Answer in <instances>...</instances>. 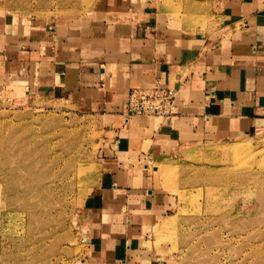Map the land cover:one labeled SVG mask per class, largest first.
<instances>
[{"label": "crops", "instance_id": "0c3cea01", "mask_svg": "<svg viewBox=\"0 0 264 264\" xmlns=\"http://www.w3.org/2000/svg\"><path fill=\"white\" fill-rule=\"evenodd\" d=\"M214 5L218 25L205 34L143 0H101L83 25L0 14V91L75 100L102 126L83 264H162L146 238L172 200L149 165L167 147L264 135V0ZM153 84L177 91L176 114L128 116L129 91Z\"/></svg>", "mask_w": 264, "mask_h": 264}, {"label": "rangeland", "instance_id": "374dc122", "mask_svg": "<svg viewBox=\"0 0 264 264\" xmlns=\"http://www.w3.org/2000/svg\"><path fill=\"white\" fill-rule=\"evenodd\" d=\"M143 1L185 31L218 25L215 0ZM99 2L0 0V14L83 25ZM101 127L75 100L0 91V264H83ZM149 166L155 189L172 200L146 238L159 262L264 264V135L178 143Z\"/></svg>", "mask_w": 264, "mask_h": 264}, {"label": "built area", "instance_id": "2783aa9c", "mask_svg": "<svg viewBox=\"0 0 264 264\" xmlns=\"http://www.w3.org/2000/svg\"><path fill=\"white\" fill-rule=\"evenodd\" d=\"M176 98L177 91L160 86L132 90L128 96L127 115L174 116Z\"/></svg>", "mask_w": 264, "mask_h": 264}, {"label": "bare ground", "instance_id": "6f19581e", "mask_svg": "<svg viewBox=\"0 0 264 264\" xmlns=\"http://www.w3.org/2000/svg\"><path fill=\"white\" fill-rule=\"evenodd\" d=\"M234 152H236V151H234ZM236 159H238V158H236Z\"/></svg>", "mask_w": 264, "mask_h": 264}]
</instances>
